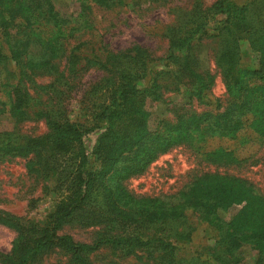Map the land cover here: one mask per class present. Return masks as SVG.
Returning a JSON list of instances; mask_svg holds the SVG:
<instances>
[{
    "label": "rangeland",
    "instance_id": "374dc122",
    "mask_svg": "<svg viewBox=\"0 0 264 264\" xmlns=\"http://www.w3.org/2000/svg\"><path fill=\"white\" fill-rule=\"evenodd\" d=\"M218 1L124 0L117 8L106 9L90 0H53L63 16L87 19L88 33L95 26L93 34L100 36L94 40L110 52L123 55L141 46L151 58H158L133 68L140 78L131 80L137 94L151 88L144 107L149 113L146 131L131 151L123 154L119 145L114 147L112 159L100 167L99 198L107 212H82L58 231L76 247L72 251L54 246L38 252L20 248L18 224H43L59 198L51 191L54 181L30 172L31 156H22L25 153L13 150L10 143L0 162V264H84L88 260L91 264H159L146 251L130 255L126 250L137 238L149 241L160 234L171 242L170 234L182 233L184 239L174 241L185 253L200 252L208 245L220 248L218 240L226 236L229 245L238 246L240 264L259 263L264 252V74L254 72L264 68V0L226 2L235 12L230 22L225 13L210 12ZM24 6L18 2L2 8L13 26L27 24L29 15L19 11ZM196 10L208 15L205 34L197 35L190 46L171 49L165 29L197 22ZM88 35L82 40L93 37ZM3 38L0 34V43ZM77 45L73 39L52 37L42 44L28 43L20 56L21 62L30 60L27 68L33 86L27 87L58 97L71 122L83 120L85 106L105 100L114 88L109 85L113 75L104 64H86L87 60L79 76L72 71L66 83L53 82L57 77L51 71L57 67L52 69L51 64L59 66L61 61L57 50L69 51ZM5 49V55L11 56ZM80 53L95 58L91 44L80 46ZM8 62L0 66V99L10 109L11 90L16 86L9 85L7 72L17 74L19 68L16 61ZM61 63L58 69L68 75L66 59ZM90 91L95 95H87ZM6 131L17 132L21 139L47 133L48 127L42 121H22L2 113L0 132ZM97 140V134L89 137L90 149ZM145 141L161 148L157 158L144 172L121 180L125 158L132 153L143 156ZM12 152L16 156H9ZM168 250L163 264H174L175 253ZM203 258L209 259L206 254ZM210 264L217 263L211 259Z\"/></svg>",
    "mask_w": 264,
    "mask_h": 264
},
{
    "label": "trees",
    "instance_id": "16d2710c",
    "mask_svg": "<svg viewBox=\"0 0 264 264\" xmlns=\"http://www.w3.org/2000/svg\"><path fill=\"white\" fill-rule=\"evenodd\" d=\"M91 1L106 9H114L124 3V0ZM148 1L165 2L166 0ZM18 2L25 3L24 9H19V11L25 10L29 16L27 24L13 26V21L9 20L11 16L6 17L2 8L7 4L16 5ZM226 2L230 4L232 1L219 0L210 12L225 13L228 15L227 22H230L234 18L235 12L232 13L228 9ZM194 10L186 13L188 17H191ZM195 13L197 15L193 17L198 21L191 23L192 26L184 28V24H176L165 29L171 49L177 45V47L190 46L194 40H197V35L205 34L208 15L206 11L205 14L198 10ZM85 23H87V19L77 21L63 16L56 9L53 0H0V34L1 38L4 37L0 43V66L10 65L8 60L11 59L16 61V67L19 68L17 74L15 70L8 69V83L16 87L11 90L10 109L7 108V102L2 103L0 99V114L9 113L14 115L17 120L22 121H42L48 127L47 133L21 139L15 131L13 133L0 132V162L4 161L7 154L5 152L10 150L11 143L14 147L13 150L20 154L25 153L22 156L26 158L31 156L27 164L30 172L33 171L44 180L48 177L54 181L51 191L58 193L59 198L43 224L30 222L18 224L21 238L19 246L22 250L38 252L52 246L67 251L76 250V247L68 241V237L58 235V231L82 212L90 210H97L103 214L107 212L102 207L103 201L99 198V187L102 181L99 171L102 168L100 169V167L104 162L112 159L111 153L114 147L119 145L123 154L131 151L138 144L136 138L142 137L146 131L145 124L149 113L145 111L144 107L150 96L151 88L147 87L143 92L137 94L131 80L140 78L137 77L133 68L140 64L153 63L158 58L155 60L151 58L149 50L141 46L128 49L124 51L123 55H119L120 52L119 54L112 53L100 41L94 40L95 36H100L93 34L97 28L91 24L92 27L89 29L92 32L88 33L85 31ZM86 34L93 35V37L82 40ZM52 37L58 40L65 38L67 41L73 39L79 43V45L71 47L69 51L66 48L57 50L61 61L59 66L51 64L52 69L57 67L51 71L57 77L53 79V82L66 81L70 77V73H73L72 71H75L73 74L76 73L79 76L83 71L81 67L84 66V60H87L86 64L92 61L104 64V70L113 75V78L109 80V85L114 88L108 90L105 100L91 104L92 106H85L82 111L87 114L86 116L84 114L83 120L71 122L66 106L62 105V101L58 97L49 95L46 90L37 91L35 88L27 87L29 84L33 86V74L30 68H27L29 58L25 62L20 61V56L25 55L21 49L24 50V46L28 43L42 44V40L49 41ZM87 44L92 45L93 55L95 54L93 59L84 57V54L80 53V46ZM5 48L10 50L11 56L5 55ZM98 54H103V56ZM63 59H66V65H69L68 75H65L64 70L58 69L60 65L63 66L61 63ZM15 74L17 78H14ZM254 74L263 75L264 68L255 71ZM120 81L127 82L121 84ZM15 82L17 83L15 84ZM87 95L94 96L95 92L90 91ZM93 134L98 135V140L90 149L87 140ZM150 144L154 145V142L151 141ZM172 144L173 142L167 145L164 150ZM151 145H149V141H145L142 146L143 156L137 157L132 153L128 155L129 157L127 156L128 159L125 158V167L120 173L118 172L121 180L144 172L145 168L157 158V152L161 148ZM8 154L16 156L14 152ZM184 235L185 233L170 234L171 242L166 236L160 234L151 236L149 241L137 238L134 239L135 244L128 246L131 249L127 248L126 251L130 255H135L137 250L146 251L149 258L160 260L159 264H163L164 260L168 258L170 253L168 249L170 248L171 253H175L172 257L174 264H210L211 259L217 264H240L242 261V256L238 253V246L229 245V238L227 239L226 236L218 240L220 248L216 245H208L200 252L185 253L183 249L176 246L178 241H174L183 240ZM241 245L243 246V244ZM204 251L209 259L203 258ZM261 254L258 264H264V252H260ZM84 264H91V262L88 260Z\"/></svg>",
    "mask_w": 264,
    "mask_h": 264
}]
</instances>
